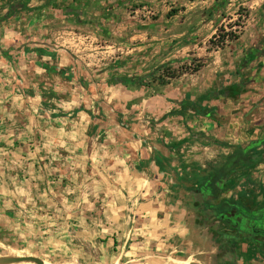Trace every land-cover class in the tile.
<instances>
[{"label": "crops", "instance_id": "1", "mask_svg": "<svg viewBox=\"0 0 264 264\" xmlns=\"http://www.w3.org/2000/svg\"><path fill=\"white\" fill-rule=\"evenodd\" d=\"M44 1L0 16V264H264V241L193 192L227 147L264 139V0ZM64 8L120 31L141 15L118 68L47 48L45 19L62 23ZM239 8L236 38L209 48ZM188 57L203 65L137 80ZM230 179L216 202L243 201Z\"/></svg>", "mask_w": 264, "mask_h": 264}, {"label": "rangeland", "instance_id": "2", "mask_svg": "<svg viewBox=\"0 0 264 264\" xmlns=\"http://www.w3.org/2000/svg\"><path fill=\"white\" fill-rule=\"evenodd\" d=\"M21 1L22 0H12V6H14L13 10L9 12L8 8H6L7 11L0 16H6L7 18L16 13L21 14V16H26L28 11V8L26 7L27 4L31 6L34 5V7L29 8V10L31 9L32 11L36 10V6H38V4L44 0H29L23 8H21ZM47 1L50 0H45L44 2ZM5 6L3 5V8H5ZM236 13L238 14V17L232 23L227 24L225 28H218L214 36H216L218 33L219 35H236V32L239 31V28L242 24V17L245 16V10L239 8ZM145 15L147 17H151L149 14H144L143 16ZM99 17L103 18L101 15H99ZM66 18L67 19L63 20L62 23H58V18H55L54 20L49 19L50 21L45 19L49 23L50 31H47V34L44 37H41L43 38V43L46 44L47 48H53V50L54 47L60 48L61 50H65V52L69 53L70 55L78 57L80 60H85L86 62L88 60L90 63L97 66L93 68H101V64H111V62L113 63V65L111 64L112 68H118L117 65L121 63L122 59L124 58L121 50H123L125 46L123 47V44L120 42L121 37L123 35H127L133 29L138 30L139 28L137 25H139V21L143 20L141 15L137 14V23L134 22V25H132L130 29L121 31L113 30V28L110 26L105 27L98 21L97 23L101 26L102 30L98 31V34H94L95 31L92 30L89 25L85 24L86 19H84L81 24H76V19L72 16H66ZM218 30H221V32ZM114 32H117V34H112ZM214 44L215 43H208L209 48H213L215 46ZM34 52L37 56L46 55L47 57H50L41 49H35ZM52 58H49L48 60L45 58L47 61L43 60V62L41 61L38 64L43 67V69H45L47 74L53 72L52 68L54 67V57ZM203 59L204 57H200V59L197 60L192 57H188L184 59L172 60L169 64H165V69L174 73H193L194 71L192 70L194 68L198 70L200 66L203 65ZM155 76L156 78H161V80L165 82L161 71L157 72ZM176 76H178V74ZM234 88H236L235 85L228 87L227 91L234 92ZM254 152H258L261 155L263 160L262 163L255 166L254 168L235 172L230 176V181L233 182L234 180L236 184L237 181H243L239 183L241 190H244L245 194L243 197V202L248 208L251 209L264 206V147L256 148ZM253 175L260 176L261 179L258 180L256 178H252ZM260 240L264 241L263 239Z\"/></svg>", "mask_w": 264, "mask_h": 264}, {"label": "trees", "instance_id": "3", "mask_svg": "<svg viewBox=\"0 0 264 264\" xmlns=\"http://www.w3.org/2000/svg\"><path fill=\"white\" fill-rule=\"evenodd\" d=\"M28 1L29 0H22L21 8H23ZM13 8L14 6H9L8 11L11 12ZM110 9H112V7ZM61 12L64 16L77 18V14L73 8H64ZM100 18L96 16L95 19H86L85 24L89 25L94 31H101L102 28L97 23ZM218 31L221 32V30ZM235 38L236 36L234 35H219L218 33L216 36H213L208 43H215L214 47L221 48L226 41H232ZM165 66L166 65H162L148 75L138 78L137 80L141 81L144 78H149L152 81H156L157 84L162 85L164 84L163 80L155 76L157 72L161 71L163 79H171L177 74H181V72H169L165 69ZM196 70L197 69L194 68L192 71L195 72ZM120 83L127 84L129 82L120 81ZM194 111L196 114L202 115V110L199 111L194 109ZM203 115L208 117L209 114ZM259 147H264V139L250 142L243 147H227L230 149L229 152L222 157L215 168L204 170L205 176L198 181L193 191L198 196L199 208L201 211L210 214L214 220L219 221L221 224L236 230L242 227V232L252 239H264V206L251 209L248 208L241 199L216 201L221 192L226 189L228 179L233 173L254 168L262 163L263 160L261 155L258 152H254V150ZM222 217L225 219H221ZM236 218L242 220L243 223L240 224ZM230 219L231 221H229Z\"/></svg>", "mask_w": 264, "mask_h": 264}, {"label": "water", "instance_id": "4", "mask_svg": "<svg viewBox=\"0 0 264 264\" xmlns=\"http://www.w3.org/2000/svg\"><path fill=\"white\" fill-rule=\"evenodd\" d=\"M221 219H225L224 217H222ZM236 220H238V222L241 224L243 223L242 220L236 218ZM231 221V219L229 220ZM26 261H30V262H33L35 264H39L38 262H36L35 260L33 259H29V258H17V259H9V260H5L3 263H20V262H26Z\"/></svg>", "mask_w": 264, "mask_h": 264}]
</instances>
